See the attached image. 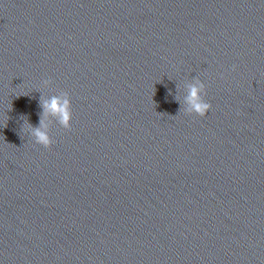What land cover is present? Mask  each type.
Returning <instances> with one entry per match:
<instances>
[{"label":"water","instance_id":"95a60500","mask_svg":"<svg viewBox=\"0 0 264 264\" xmlns=\"http://www.w3.org/2000/svg\"><path fill=\"white\" fill-rule=\"evenodd\" d=\"M0 264H264V0H0Z\"/></svg>","mask_w":264,"mask_h":264},{"label":"clouds","instance_id":"9594fccd","mask_svg":"<svg viewBox=\"0 0 264 264\" xmlns=\"http://www.w3.org/2000/svg\"><path fill=\"white\" fill-rule=\"evenodd\" d=\"M44 83L49 84L51 82L46 80ZM205 95L206 92L204 84L197 83L189 86L186 101L190 105V108L188 109L190 113L204 116L209 112L211 104L205 101ZM42 107L44 109V113L42 114L40 125L32 128V135L34 136L37 144L44 147H50L53 140L48 132L44 130L47 125L44 123L43 116H54L58 119L62 127L70 129L73 114L69 93L65 92L63 97L53 96L50 100L42 101Z\"/></svg>","mask_w":264,"mask_h":264}]
</instances>
